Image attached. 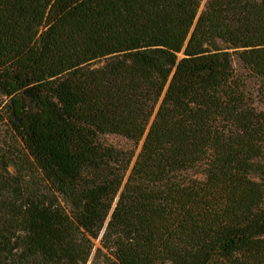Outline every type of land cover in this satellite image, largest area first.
Here are the masks:
<instances>
[{"label":"trees","instance_id":"16d2710c","mask_svg":"<svg viewBox=\"0 0 264 264\" xmlns=\"http://www.w3.org/2000/svg\"><path fill=\"white\" fill-rule=\"evenodd\" d=\"M203 3L0 0V264H264V34Z\"/></svg>","mask_w":264,"mask_h":264},{"label":"rangeland","instance_id":"374dc122","mask_svg":"<svg viewBox=\"0 0 264 264\" xmlns=\"http://www.w3.org/2000/svg\"><path fill=\"white\" fill-rule=\"evenodd\" d=\"M200 16L203 17L205 23L212 20L225 25L229 30L231 27L232 33L238 37L260 39L264 34L258 0H204ZM174 102L165 105V112L160 118L164 130H169L175 125L176 109L179 102L175 104ZM107 141L119 148L130 147L125 140L117 137H108Z\"/></svg>","mask_w":264,"mask_h":264}]
</instances>
